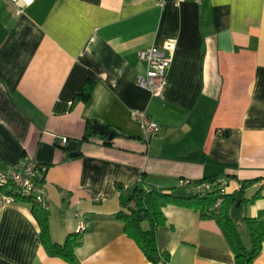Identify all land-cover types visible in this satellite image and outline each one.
Listing matches in <instances>:
<instances>
[{
	"label": "crops",
	"instance_id": "obj_1",
	"mask_svg": "<svg viewBox=\"0 0 264 264\" xmlns=\"http://www.w3.org/2000/svg\"><path fill=\"white\" fill-rule=\"evenodd\" d=\"M169 39L175 49L154 97L137 85V52ZM86 82L89 99H77ZM134 109L159 125L156 136L145 140ZM87 122L123 136L78 143ZM25 159L46 167L37 182L51 241L87 227L73 261L50 256L29 204L0 191V264H152L118 217L136 185L218 177L226 195H258L242 216L264 212V0H33L18 14L0 0V168ZM162 211L156 238L168 264H236L214 219L172 204ZM251 264H264V243Z\"/></svg>",
	"mask_w": 264,
	"mask_h": 264
},
{
	"label": "trees",
	"instance_id": "obj_2",
	"mask_svg": "<svg viewBox=\"0 0 264 264\" xmlns=\"http://www.w3.org/2000/svg\"><path fill=\"white\" fill-rule=\"evenodd\" d=\"M91 90V82H86L76 98L87 101ZM93 125L94 122H87L84 135L78 143L88 141L93 136L104 137L94 130ZM250 183L252 182L247 181L243 183V186ZM177 188L187 190V192L182 193L175 188L169 190L154 188L146 191L136 185L121 203L124 211L120 212L118 217L123 220L124 232L135 241L147 260L152 264H168L169 262V253L157 244L156 232L157 227L162 225L165 219L162 208L172 204L193 208L199 211L202 218L214 219L227 233L235 248L236 264H251L260 253L262 243H264V212L260 211L256 217H248L242 216L239 209L243 203L252 201L258 195L245 198L242 191L225 195L220 209L212 211L209 207L216 199L215 191L198 195L193 191L192 185L180 186L179 180ZM13 190L11 186L0 189L4 194H9ZM238 199L240 200L238 212L234 214L233 207ZM16 200L29 204L30 212L39 226L40 242L46 252L50 256H57L69 262L73 261L74 248L80 243L78 234L69 235L61 245L53 243L49 236L47 209L42 208L32 199L17 196Z\"/></svg>",
	"mask_w": 264,
	"mask_h": 264
},
{
	"label": "built area",
	"instance_id": "obj_3",
	"mask_svg": "<svg viewBox=\"0 0 264 264\" xmlns=\"http://www.w3.org/2000/svg\"><path fill=\"white\" fill-rule=\"evenodd\" d=\"M12 3L15 13L29 5L33 0H8ZM177 5L186 0H173ZM201 3V0H191ZM176 41L167 40L161 47L149 46L137 52L138 59L145 63V72L137 77V85L150 93L151 96L160 97L165 87V72L169 66L171 56L175 49ZM131 116L141 126L145 140H149L158 134L159 125L151 120L145 110H132ZM62 143H66L63 139ZM45 166L39 165L33 159H25L5 169L0 168V189L11 186L14 190L9 194H3L6 202L15 201L17 196L32 199L42 208L47 209L48 198L43 185L37 182V178L44 173ZM192 185L193 191L198 195H204L215 191L216 199L209 210H219L225 197V181L222 178H213L191 183L188 179H180L179 185ZM87 227L86 222H81L76 229L81 234Z\"/></svg>",
	"mask_w": 264,
	"mask_h": 264
},
{
	"label": "water",
	"instance_id": "obj_4",
	"mask_svg": "<svg viewBox=\"0 0 264 264\" xmlns=\"http://www.w3.org/2000/svg\"><path fill=\"white\" fill-rule=\"evenodd\" d=\"M94 130L101 136L105 137H117V136H123L119 131H117L113 127H108L107 125L96 123L93 125ZM68 148L71 151L73 155H76V148H77V142L72 140L68 142ZM240 203V200L238 199L233 207V213L236 214L238 212V205Z\"/></svg>",
	"mask_w": 264,
	"mask_h": 264
}]
</instances>
